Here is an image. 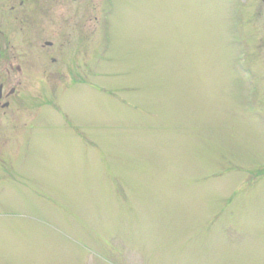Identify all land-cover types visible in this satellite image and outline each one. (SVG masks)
Masks as SVG:
<instances>
[{
	"label": "rangeland",
	"instance_id": "rangeland-1",
	"mask_svg": "<svg viewBox=\"0 0 264 264\" xmlns=\"http://www.w3.org/2000/svg\"><path fill=\"white\" fill-rule=\"evenodd\" d=\"M20 1L0 264H264L262 0Z\"/></svg>",
	"mask_w": 264,
	"mask_h": 264
},
{
	"label": "flooded vegetation",
	"instance_id": "flooded-vegetation-1",
	"mask_svg": "<svg viewBox=\"0 0 264 264\" xmlns=\"http://www.w3.org/2000/svg\"><path fill=\"white\" fill-rule=\"evenodd\" d=\"M5 0H0V6L2 5V2ZM40 0H33L32 2H36ZM44 1V0H43ZM71 2H79L80 0H70ZM7 2V0H6ZM26 2V0H21L19 3V12L21 16H24L22 19V23L24 22L28 25V28L32 27V25H37L39 24L38 20L36 19L37 17L29 13L28 11H22L23 8V3ZM108 0H104V3L102 4L103 6H106ZM13 7H11V10ZM107 15L110 11H104ZM84 16L85 18H90L94 17V13L91 14V12L88 13V11H84ZM1 15V13H0ZM0 25L2 26V21H0ZM4 27V26H3ZM0 27V64L3 65L2 67V72L5 75V77L2 79V82L0 83V113L5 112L6 110L11 108L12 101L14 98L19 97V101L21 102L23 97L20 96L22 92H20L19 88L22 83V77L24 76L25 72L22 71L21 66L19 63H17L16 57L14 53H12V48L10 46V41L8 37H5V31L8 30L6 27ZM31 29H37L36 26L27 29L29 31L25 32H31ZM34 33V32H32ZM36 34V33H34ZM26 39L29 44L24 43V48L28 50L31 46V39L30 37H27ZM52 43L51 42H45V47H51L52 48ZM43 48V47H42ZM11 51V52H10ZM52 62H55L54 59H52ZM12 84V85H11Z\"/></svg>",
	"mask_w": 264,
	"mask_h": 264
}]
</instances>
